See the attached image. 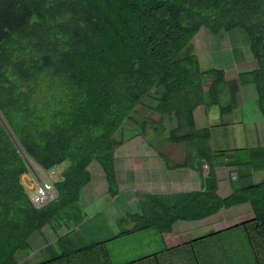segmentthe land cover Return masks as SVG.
<instances>
[{
	"label": "trees",
	"instance_id": "obj_1",
	"mask_svg": "<svg viewBox=\"0 0 264 264\" xmlns=\"http://www.w3.org/2000/svg\"><path fill=\"white\" fill-rule=\"evenodd\" d=\"M202 28L214 35L235 28L246 32L257 67L238 78L254 85L264 116V0H0V264H18L36 233L72 230L88 222L81 197L92 181L94 161L101 165L111 195L119 194L115 151L125 141L126 122L149 100L156 101L155 110L175 114L172 133L182 130L184 122L192 124L193 130L177 139L200 141L210 135L209 128L195 127L194 110L220 104L221 92L230 84V101L220 107L223 113L232 111L238 79H227L223 69L188 65L184 51ZM146 123L145 118L141 125ZM31 160L44 171L60 170L53 174L55 197L40 206L24 180ZM197 165L199 190L143 194L119 221L133 222V227L34 264H113L107 242L114 238L150 227L173 232L179 221L202 220L245 203L252 207V218L138 261L154 258L161 264L163 253L190 252L192 264H218L217 254H233L236 241L247 248V258L260 264L264 178L248 184L241 179L251 174L243 166L264 167V147L209 153L200 148ZM219 166L228 172L220 176ZM222 179L231 185L226 195ZM234 232L238 235L224 242L229 247L214 245Z\"/></svg>",
	"mask_w": 264,
	"mask_h": 264
},
{
	"label": "crops",
	"instance_id": "obj_2",
	"mask_svg": "<svg viewBox=\"0 0 264 264\" xmlns=\"http://www.w3.org/2000/svg\"><path fill=\"white\" fill-rule=\"evenodd\" d=\"M202 30L203 29H201L195 35V37L187 46L184 52L185 56L188 57L187 62L191 68H199L202 71H208L210 70L209 68H200V59L198 58V55L201 54L203 51L202 44L197 41L198 37H200V34L203 32ZM206 38L207 37L203 38V41ZM210 41L211 39L208 38V42ZM204 49H207V47H205ZM250 67L251 68H248V70H240L239 72H237V74H235V76H233L232 78L228 77V79L230 80L238 78V76L242 72L255 69L257 67L256 59L255 61L253 60L251 62ZM256 104L257 108H259L258 97L256 98L254 105L256 106ZM156 105V101L154 102L149 100L148 103H146L145 106L140 107L138 111L140 112V110H150L159 115L157 121H151L160 124V128L162 129L160 133L162 139L149 140L145 136V130L142 129V131L131 134L127 139H125L124 143L115 151V170L119 189L118 195L113 196L109 192L108 183L105 179L104 171L101 165L96 161L91 164L90 170L92 173V181L84 189L81 197L83 210L86 214V219L88 220V222L94 219L98 214L104 212V209L107 210L111 206L113 210L109 213V217L114 218L116 215V211L118 210L117 201H119L120 197H122V208L127 207V212H129L142 199L143 194L172 195L177 193L192 192L199 190L201 188V175L197 163L198 161H200V148L202 149L203 153H209V150L214 152L225 149L229 150L235 147L257 148L260 146V141L257 142L256 139L262 138L264 140V127H261V134L257 133V127H255L254 129H251V131L253 132L251 136H255L254 140L251 142L252 144H244V146L241 144L239 146L230 145L228 146V148H216L212 145V140L215 139L214 131L223 132L222 134L224 135L225 130L227 131L231 124L234 126L238 125L237 121H235L234 118L229 119V117H231L234 112H238L239 110H241L243 107L248 108L247 106H251V104L245 101L240 91L238 92L237 103L235 106L236 108L234 111L232 110L233 112L230 111L223 113L221 111L220 105H214L210 107H207L205 105H199L194 110L195 127L197 129L209 128L210 131V135L207 138L200 139V141L194 138L191 140L187 138L177 139L174 133L171 132L175 127H177L175 114L163 113L161 109L160 111L155 110L154 108L156 107ZM143 117L147 119L146 116L143 115ZM216 120L218 123L216 122L214 124V121ZM184 124L185 125L182 127L181 130L182 134H184L183 132H189L193 130V127H188L191 124L189 121H187V123L184 122ZM158 130L159 129H155L154 131L157 132ZM142 132L143 134H141ZM197 141L198 143L196 144ZM189 154H191V158L188 157ZM185 163L187 165H185ZM208 169V164H205L203 167V171L206 173ZM59 171L60 170L57 169L56 171H53V174H57L59 173ZM217 171L220 176L224 172H228L225 166L217 167ZM242 171L246 173H250L251 171V174L248 175V177H254L256 179V182H259L264 178V175H260L259 177H257V171L254 172L251 169L245 170L242 168ZM233 174L236 175V178H233L237 179V171H234ZM33 179L34 176L31 173L24 176V180L27 183L28 188L30 189L32 188ZM220 187L221 192L224 195L230 193L231 185L228 181H224L222 179V184H220ZM102 198L106 199L105 201L100 202L99 200H101ZM125 198H127L126 201ZM253 216L254 213L250 203L237 205L230 209H222L217 214L209 216L202 220L177 222L174 225L173 232H166L171 234H167V240H164L166 244H172L171 246H174L181 243V241H184L185 235L183 234L186 230L191 229V232L194 235L193 237L196 238L199 236L206 235L212 231H217L226 227H230L236 223L250 219ZM120 219L121 216L118 218V221H120ZM133 225L134 223L131 222L128 227L131 228L133 227ZM117 233L113 232L111 234H107L104 237L105 239H109ZM40 234L41 233H38L37 236L34 235L32 237V247L43 243ZM99 240H103V238H99ZM179 240L181 241L178 242ZM49 247L46 248L49 249ZM27 256L28 255L25 253H22L18 256L20 264L25 262Z\"/></svg>",
	"mask_w": 264,
	"mask_h": 264
},
{
	"label": "rangeland",
	"instance_id": "obj_3",
	"mask_svg": "<svg viewBox=\"0 0 264 264\" xmlns=\"http://www.w3.org/2000/svg\"><path fill=\"white\" fill-rule=\"evenodd\" d=\"M202 29L203 32L200 34V37H198V39L196 38L197 41H199L203 46L202 53L198 55V58L200 59L201 69H223L225 70L226 78L228 79V77L232 78L233 76H235V74H237V72H239L240 70H248V68H251L250 64L253 60L255 61V57L251 50L248 36L242 28L222 31L219 35L212 34L207 28ZM205 37L207 38L203 41V38ZM208 38L211 39L210 42H208ZM205 47H207V49H204ZM237 79V84L239 86L238 88L241 95L244 97L247 103L251 104V106H247L248 108L243 107L241 110H239L238 112H234L232 116L229 117V119L234 118V120L237 121L238 125L234 126L231 124L227 131L225 130L224 135L222 134L223 132L214 131L215 139L212 140V145L216 148H228V146L230 145L239 146L241 144L244 146V144H252L251 142L254 140L255 136H251L253 134L251 129L257 127V133L261 134V127H264V116L261 113L260 109L257 108V104L256 106L254 105L257 98V92L254 85L251 83L245 84V78L243 77ZM226 86L227 85L224 86V92H221L219 100L220 104L218 105L225 106L230 101L229 94H226L228 93L226 91L230 89L231 84L228 87ZM235 108L236 107H234L232 110L234 111ZM140 112V114H137L134 119L126 122L127 125H125L126 127H124V138L127 139L131 134L142 131L143 129L145 130V136L147 139L161 140L162 136L160 133L162 129L160 128V124L151 121H157L159 115L150 110H140ZM142 114L148 119V123H146V125H141L142 120L145 119ZM137 122L139 123V125ZM216 122L217 120L214 121V124ZM184 125L185 124L183 123V126ZM188 127H192L191 124ZM155 129L159 130L155 132ZM141 134H143V132ZM180 134H182L181 130H177L176 132H174L175 136H178ZM256 140L257 142L260 141V147H264L262 146L264 145V140L262 138H258ZM218 161H220V159H218ZM30 166V173L34 177L36 175L39 176L44 184H52V182L55 181L56 178L54 177L53 173H51V171H44L32 160L30 162ZM242 168L245 170L251 169L254 172L257 171V177H259L260 175H264V167L256 168L243 166ZM234 178H236L235 175ZM241 180L242 183L247 184L256 182V179L252 176L242 177ZM28 190L30 194H36V191L33 188H28ZM105 199L106 198H102L99 201L102 202L105 201ZM126 200L127 198H125V201ZM121 201L122 197H120L119 201H117L118 210L116 211V215L114 218L109 217V213L113 210L111 206L107 210L104 209V212L98 214L88 223H84L81 228L70 230L66 227H62L58 230L57 233H54L53 229L49 228L47 231L41 232L40 237L43 240V243L40 245H35L29 250H24L23 253L27 254L28 256L25 262L22 264H33L46 260L64 250L88 245L92 242L98 241L99 238H103L105 240L104 236H106L107 234H111L113 232L117 233L120 230L127 228L131 223L130 221L127 224H122L118 221V218L120 216H125L127 214L126 212L128 211L127 207L122 208ZM139 220L138 222L140 223L146 222V218H140ZM37 234L38 233H36L35 236H37ZM65 234L67 235L60 240L57 237V235L62 236ZM167 234L170 235L171 233H161L155 227H150L131 234H124L107 242L112 263L157 264V261L154 258L151 261L143 260L139 262L138 260L149 254H153L154 252H158L164 250L167 247H171L172 244H166L165 242V240H167ZM183 235H185L184 241L194 238L191 229L186 230ZM237 235V232H234L232 234L219 237L216 239L219 241H217L214 245L217 248L221 247L222 249H224L228 245L224 243L226 241V238L229 236L234 237ZM220 239H222L223 241H220ZM180 241L181 240H179L178 242ZM44 246L50 247L48 249ZM233 246L235 248L233 254L225 251H221L217 254V260H221V263L219 262L218 264H257L256 260H254L253 258H247V248L245 247V245H243V243L241 244L235 241ZM257 254L258 256H262V252L258 251ZM190 259H192V254L190 252H187L185 255L179 256L175 253H163L159 258V262L161 264H164V262H167V264H175V262L177 261L178 264H192L190 262ZM17 261L18 264H20V261L18 259ZM262 261L264 260L261 259L260 264H264ZM95 264L105 263L103 261H99V263L97 262ZM211 264H215L214 261H212Z\"/></svg>",
	"mask_w": 264,
	"mask_h": 264
},
{
	"label": "built area",
	"instance_id": "obj_4",
	"mask_svg": "<svg viewBox=\"0 0 264 264\" xmlns=\"http://www.w3.org/2000/svg\"><path fill=\"white\" fill-rule=\"evenodd\" d=\"M235 174H233L234 177ZM236 177V175H235ZM32 188L36 191V194H31L33 202L40 206L45 201L52 199L56 195L54 184H44L39 176H35L32 181Z\"/></svg>",
	"mask_w": 264,
	"mask_h": 264
}]
</instances>
